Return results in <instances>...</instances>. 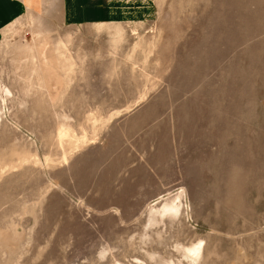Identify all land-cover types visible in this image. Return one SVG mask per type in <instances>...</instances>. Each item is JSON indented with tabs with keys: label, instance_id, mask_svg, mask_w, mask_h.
Returning a JSON list of instances; mask_svg holds the SVG:
<instances>
[{
	"label": "rangeland",
	"instance_id": "374dc122",
	"mask_svg": "<svg viewBox=\"0 0 264 264\" xmlns=\"http://www.w3.org/2000/svg\"><path fill=\"white\" fill-rule=\"evenodd\" d=\"M11 1L0 264H264V0Z\"/></svg>",
	"mask_w": 264,
	"mask_h": 264
},
{
	"label": "crops",
	"instance_id": "0c3cea01",
	"mask_svg": "<svg viewBox=\"0 0 264 264\" xmlns=\"http://www.w3.org/2000/svg\"><path fill=\"white\" fill-rule=\"evenodd\" d=\"M62 9L67 10V17L72 20H115L117 10L114 4L106 0H60ZM22 6L11 0H0V27L19 17Z\"/></svg>",
	"mask_w": 264,
	"mask_h": 264
},
{
	"label": "bare ground",
	"instance_id": "6f19581e",
	"mask_svg": "<svg viewBox=\"0 0 264 264\" xmlns=\"http://www.w3.org/2000/svg\"><path fill=\"white\" fill-rule=\"evenodd\" d=\"M173 202L175 201L173 200ZM173 202L165 203L161 207V209L160 210L157 209L155 213H158L159 215H163L165 213H171L173 215H177L179 212V205ZM200 252H201V244L198 243L196 245L184 249L183 253H184V257L190 260V264H193L198 259Z\"/></svg>",
	"mask_w": 264,
	"mask_h": 264
}]
</instances>
